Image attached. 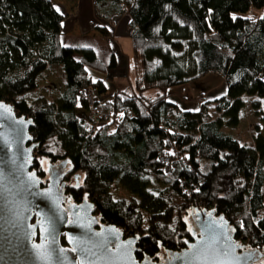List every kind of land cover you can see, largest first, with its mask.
Returning a JSON list of instances; mask_svg holds the SVG:
<instances>
[{
  "label": "trees",
  "instance_id": "16d2710c",
  "mask_svg": "<svg viewBox=\"0 0 264 264\" xmlns=\"http://www.w3.org/2000/svg\"><path fill=\"white\" fill-rule=\"evenodd\" d=\"M56 1L0 0V99L31 118L38 174L45 157L62 168L63 197L92 202L103 224L138 236L136 258L183 250L199 208L222 215L241 250L256 251L251 264H264V135L252 145L224 131L241 122L245 96L264 121V0H94L105 19L129 15L136 77L106 99L112 117L92 133L85 89L101 95L107 85L89 69L114 68L115 57L106 65L93 47L63 45L67 13ZM251 7L263 14L246 15ZM54 66L65 81L57 100L18 99ZM210 72L225 77L227 92L197 110L167 95Z\"/></svg>",
  "mask_w": 264,
  "mask_h": 264
},
{
  "label": "water",
  "instance_id": "95a60500",
  "mask_svg": "<svg viewBox=\"0 0 264 264\" xmlns=\"http://www.w3.org/2000/svg\"><path fill=\"white\" fill-rule=\"evenodd\" d=\"M0 106V264H146L135 257L138 236L125 238L117 225L103 224L94 214L92 202L84 199L71 204L67 213L61 192L63 177L50 174L42 187L43 180L34 168L39 143L30 133L31 118L18 115L5 100L0 99ZM41 162L47 171L49 160L45 157ZM9 209L19 213V218ZM192 217L187 220L189 228L199 235L176 252L178 257L196 244L205 250L199 264H237L235 257L241 258L239 264L256 260V251L241 250L228 222L214 209L196 208ZM224 232L232 245H238L228 255L215 242L223 239ZM178 257L170 264H186Z\"/></svg>",
  "mask_w": 264,
  "mask_h": 264
},
{
  "label": "rangeland",
  "instance_id": "374dc122",
  "mask_svg": "<svg viewBox=\"0 0 264 264\" xmlns=\"http://www.w3.org/2000/svg\"><path fill=\"white\" fill-rule=\"evenodd\" d=\"M55 4L59 10L67 13L63 21V30L66 35L63 38L64 44L71 46H90L98 50V52L103 45L105 46L107 44L106 39L101 34L92 31V29L98 31L94 26H96V22L102 21L101 19L103 18L101 15L96 14L99 11L96 7L94 8V0H57ZM262 14L263 9L254 7H251L246 13V15L254 17ZM70 21H73V24L75 22V28L77 27L76 31L73 32V36L77 38V41L73 39L69 43H66V38L71 30L68 28ZM59 67H50L41 72L37 79V87L19 96L18 99L23 98L29 104L34 103L38 99H44L48 102L57 100L65 89L64 77ZM130 71L129 76L134 80L136 71L133 63L130 65ZM89 72L93 79L101 78L107 85V92L101 95L96 92L94 93V97L98 98L101 105L104 106L107 101L106 99L117 90L115 82L111 79L110 72L103 73L92 69H89ZM226 92L227 83L225 77L220 73L210 72L202 77L191 80L187 84L171 87L167 93L169 98L178 103L182 108L197 110L201 101L215 99L226 94ZM253 98L244 97L246 105L241 114V122L235 127H224L226 133L231 134L242 143L252 145L255 143V136L258 132L264 135V121L260 119L252 108L251 101ZM209 111L211 114L216 115L214 103L210 104ZM260 157L264 162V153L261 152ZM83 175L84 173L82 172L79 178L80 181ZM69 182L75 183L74 178H71ZM143 217V226L147 227L150 215L145 212Z\"/></svg>",
  "mask_w": 264,
  "mask_h": 264
},
{
  "label": "crops",
  "instance_id": "0c3cea01",
  "mask_svg": "<svg viewBox=\"0 0 264 264\" xmlns=\"http://www.w3.org/2000/svg\"><path fill=\"white\" fill-rule=\"evenodd\" d=\"M59 11L64 12L62 10ZM101 20H102L100 21L101 23L96 22L97 24L96 26H94L97 28L98 31L92 29L93 32L101 34L102 37L107 41V44L105 46L103 45L100 48L99 54L101 55L106 65L109 63L111 55L113 54L115 57V64H116L114 68H108L105 71H103V73L110 72L111 79L113 80V82H115L116 89L119 91H123L128 86L130 87L134 86V81H135V78L133 80L129 76L131 72L130 71L131 63L135 65L134 57H133L132 41L131 38L129 37L130 17L128 14L123 13L113 16L109 19L102 18ZM68 28L71 30L66 38V43H69L73 39L77 41V38L73 36V32H75L77 29V27L75 28V22L73 24V21H70V25ZM64 33L61 35L62 44L65 46H71L64 44L63 38L64 36H66Z\"/></svg>",
  "mask_w": 264,
  "mask_h": 264
},
{
  "label": "flooded vegetation",
  "instance_id": "af4514ba",
  "mask_svg": "<svg viewBox=\"0 0 264 264\" xmlns=\"http://www.w3.org/2000/svg\"><path fill=\"white\" fill-rule=\"evenodd\" d=\"M60 169L63 170L62 168H58V167H55L53 165L48 164L47 171H45L46 174L44 176H40L38 174L41 177V179L43 180V182L41 184L42 187L46 186L47 183L49 182L48 178H49V175L50 174L58 175V176L63 177L61 183L62 182H65L66 183L67 182L66 172L65 171L59 172ZM61 191H62V189H61ZM63 200H64L63 205H64V207H65V209H66V211H67L68 214L70 212V205L71 204H80L82 202V201H80V202L74 201L71 198H68V199L67 198H63ZM94 214H95V212H94ZM100 226L101 225L97 226L96 228L99 229ZM198 235H199V232L194 231V236L192 237V239L190 241H193L194 238L196 236H198ZM125 238H127V237H125ZM187 247L188 246L186 244V247L185 248H187ZM183 250H176V251H172V252H170V251L167 250V251L161 252L160 254H158L156 256H152L151 257V256H148V255H143L141 258H137V259L139 261H141V262H146V264H170L172 262V259L174 257H178V255H177L176 252H181ZM176 264H181V263L177 262Z\"/></svg>",
  "mask_w": 264,
  "mask_h": 264
},
{
  "label": "snow or ice",
  "instance_id": "6c2138e0",
  "mask_svg": "<svg viewBox=\"0 0 264 264\" xmlns=\"http://www.w3.org/2000/svg\"><path fill=\"white\" fill-rule=\"evenodd\" d=\"M2 107V106H0ZM13 163H15V161L13 160ZM3 173L0 172V176H2ZM21 185H23L25 183L24 180H21L20 181ZM10 212H12V215L15 217V218H19V213L15 212L14 210L12 209H9ZM209 226H206V230ZM223 236V239L220 240V239H217L215 242L219 245V248L220 249H223V252L225 255H228L229 253H234L235 252V247H238V245H232L231 242H230V237L227 235L226 232L222 233L221 234ZM53 241H55V236H53ZM187 243V242H186ZM190 248V252H186L184 253L183 257H178L179 259H184L186 261V264H199V262L201 261V258H202V254L204 253V248L196 245V244H193V245H190L189 246ZM54 251H56L54 249ZM59 251H63V250H59ZM251 257H245L243 259L247 260V259H250ZM41 259H49V257H41ZM235 260L237 262V264H239V261L241 260L240 257H235Z\"/></svg>",
  "mask_w": 264,
  "mask_h": 264
},
{
  "label": "built area",
  "instance_id": "2783aa9c",
  "mask_svg": "<svg viewBox=\"0 0 264 264\" xmlns=\"http://www.w3.org/2000/svg\"><path fill=\"white\" fill-rule=\"evenodd\" d=\"M94 93L95 89L92 85L87 86L84 93L88 103V117L91 123L89 128L90 133H92L100 123L112 117V113L98 102V99L94 97Z\"/></svg>",
  "mask_w": 264,
  "mask_h": 264
},
{
  "label": "bare ground",
  "instance_id": "6f19581e",
  "mask_svg": "<svg viewBox=\"0 0 264 264\" xmlns=\"http://www.w3.org/2000/svg\"><path fill=\"white\" fill-rule=\"evenodd\" d=\"M165 158V157H164ZM164 161H166V160H164Z\"/></svg>",
  "mask_w": 264,
  "mask_h": 264
}]
</instances>
